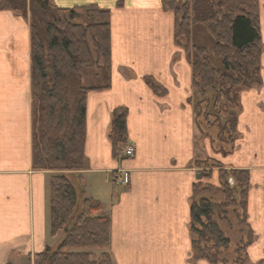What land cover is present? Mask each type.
I'll return each mask as SVG.
<instances>
[{"label":"crops","instance_id":"0c3cea01","mask_svg":"<svg viewBox=\"0 0 264 264\" xmlns=\"http://www.w3.org/2000/svg\"><path fill=\"white\" fill-rule=\"evenodd\" d=\"M49 1L58 8L96 5L111 12L109 77L103 89L87 93L84 166L72 178L80 198L99 201V215L110 219L113 264H209L194 259L189 224L193 187L218 183L216 169L208 180L198 179L197 162L214 158L249 173L247 223L254 238L246 253L251 264L264 259V0L262 85L236 91L239 134L225 161L207 151L211 132L196 111L205 102L192 87L191 66L174 44L173 13L163 10L162 0H123L119 8L116 0ZM30 35L27 16L0 10V264H28L59 243L49 235L54 172L33 167ZM146 76L167 94H154ZM203 97L210 109L212 94ZM118 107L129 111L127 139L135 144L134 156L122 161L113 157L109 140ZM117 167L129 171V184L109 188L107 173ZM84 174L92 179L81 190Z\"/></svg>","mask_w":264,"mask_h":264},{"label":"trees","instance_id":"16d2710c","mask_svg":"<svg viewBox=\"0 0 264 264\" xmlns=\"http://www.w3.org/2000/svg\"><path fill=\"white\" fill-rule=\"evenodd\" d=\"M116 6L122 7L123 0H117ZM161 6L173 13L174 44L183 49L192 70V87L205 102L197 107V117L205 115L206 127L215 126V137L229 144V139L238 138L236 91L262 85L259 0H162ZM0 10L31 14L33 167L55 172L49 181V235L64 232L54 249L47 247L34 255L33 264H113L108 252L110 219L99 215V201L89 197L79 201L70 180L72 172L84 166L87 92L103 88H79L72 107L66 87L68 79H80L86 67L110 69V10L96 5L58 8L49 0H0ZM80 11L88 20L85 24L76 21ZM196 11L203 15L197 16ZM200 25L211 39L210 46L195 41ZM144 82L154 94H167L151 76L144 77ZM206 93L212 94L210 109L203 97ZM128 112L126 107L112 112L109 140L114 158L127 141ZM203 167L218 168L221 187L202 182L193 187L189 224L193 257L209 264H246V250L254 238L247 223L249 174L220 163ZM203 172L201 177L211 176L210 170ZM230 211L246 229L245 238L234 247L221 228ZM89 248L103 251L95 256L82 250ZM226 249L234 253L231 263L220 257ZM254 264H264V259Z\"/></svg>","mask_w":264,"mask_h":264},{"label":"rangeland","instance_id":"374dc122","mask_svg":"<svg viewBox=\"0 0 264 264\" xmlns=\"http://www.w3.org/2000/svg\"><path fill=\"white\" fill-rule=\"evenodd\" d=\"M18 11L19 12H16V13H19V14L23 15L22 11H20V10H18ZM25 14L30 19L31 14H30L29 10H26ZM196 15L200 16V15H203V14L199 13L198 11H196ZM76 21L79 22V23L81 21H82V23L84 22V20L83 19L80 20V18L79 19L77 18ZM85 22H88V20H86ZM83 24H85V23H83ZM198 31H200L203 34V36H200ZM196 38H197V40L195 39V41H199L200 44H204L205 46H210V44H211V39L209 38L205 28L203 26H201V25L198 26L197 29H196ZM90 68L91 67L84 68V73L82 74L80 79H76V78H74V76H71L68 79L67 83H66V87L68 89V98L70 100V104H71L72 107L75 105V102H74L75 96L77 95L78 90H79L80 87L97 86V85H102V84H106L107 83V79L109 77L108 67H104L103 70H101V71H96L95 67H94V70L90 69ZM238 108H239V106H238ZM200 117L202 119H205V115H203L202 113H200ZM207 129H208L209 132H211V134L207 133V135H210L209 137H207L210 140L209 147L207 146V151L210 153V155L219 157L223 161H225L228 158V156H229V152L227 154H224V151H229L230 150V147H232V145L235 142V139H236L237 136L235 138H233V139L232 138L229 139L230 143L227 144L226 142L228 140H226L225 142H222L217 137H215V135H214L215 126L212 127V128H207ZM236 131H237V128H236ZM237 133H238V131H237ZM216 160L217 159H215V158L214 159H210V160L206 161V163H207L208 166H213V165H215ZM203 170L204 169L197 170L199 175H200V177L198 179H200L202 173H204ZM122 172H124V171H122ZM211 174H212V172H211ZM83 176H84V181L83 180L79 181V179H78V183H77V186L79 185L81 190H84L85 183L88 184V182H86V181H90L92 179V177L90 175L84 174ZM127 181H129L128 177H126V183L125 184H127ZM75 182H73V184H75ZM108 183H109L108 184L109 188H110V185L112 184L114 186V188L120 189L119 188L120 187L119 184L121 183V181H112V182H108ZM218 187L219 188L221 187L220 183H218ZM89 188H90V186H89ZM96 188H97V186L95 185V189ZM100 193L101 194L103 193L102 189L100 190ZM84 197H89V195L85 194ZM82 198L83 197H81V198L78 197V200L80 201V199H82ZM97 199L100 200L101 198H97ZM227 220H228L227 223L231 224L230 225L231 227L227 226L226 225L227 223L222 221V223H224V226L222 227V229H223L224 233L226 234L227 238L231 240L230 241L231 246H233L238 240L240 241L242 238H245L246 229L244 227L240 226V225H236L237 219L232 214L231 211L229 212ZM63 236H64V232H60L59 235H58L59 241L62 239ZM82 250H84V251H92L95 254V256H98L103 251L102 249H97V248H89V249H82ZM210 254H212L211 256H215L214 254H216V252H211ZM220 257L226 259L229 263H231L234 260V253H232V251H230L229 249L228 250L226 249L225 252ZM246 264H247V262H246Z\"/></svg>","mask_w":264,"mask_h":264},{"label":"built area","instance_id":"2783aa9c","mask_svg":"<svg viewBox=\"0 0 264 264\" xmlns=\"http://www.w3.org/2000/svg\"><path fill=\"white\" fill-rule=\"evenodd\" d=\"M133 150H134L133 146L131 144H129L122 151L120 156L131 155L133 153ZM122 171H124V170H121V169L114 170V171H112V175H111L112 181H121V183L119 185H123L126 183V173H125V171L124 172H122Z\"/></svg>","mask_w":264,"mask_h":264},{"label":"bare ground","instance_id":"6f19581e","mask_svg":"<svg viewBox=\"0 0 264 264\" xmlns=\"http://www.w3.org/2000/svg\"><path fill=\"white\" fill-rule=\"evenodd\" d=\"M111 186V185H110ZM117 186V185H116ZM231 227V226H230Z\"/></svg>","mask_w":264,"mask_h":264},{"label":"water","instance_id":"95a60500","mask_svg":"<svg viewBox=\"0 0 264 264\" xmlns=\"http://www.w3.org/2000/svg\"><path fill=\"white\" fill-rule=\"evenodd\" d=\"M199 175H197V177H198Z\"/></svg>","mask_w":264,"mask_h":264}]
</instances>
